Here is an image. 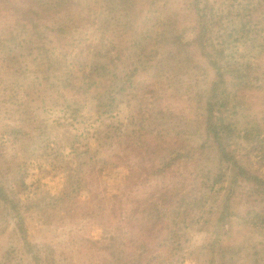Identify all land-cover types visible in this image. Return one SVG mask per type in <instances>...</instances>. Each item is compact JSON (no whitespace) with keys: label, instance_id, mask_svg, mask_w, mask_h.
I'll use <instances>...</instances> for the list:
<instances>
[{"label":"trees","instance_id":"trees-1","mask_svg":"<svg viewBox=\"0 0 264 264\" xmlns=\"http://www.w3.org/2000/svg\"><path fill=\"white\" fill-rule=\"evenodd\" d=\"M172 1L0 0V75L21 65L24 83L86 132L34 143L33 162L51 170L43 178L20 176L13 189L0 178L3 221L15 220L22 248L0 264H179L196 212L206 264H264V0ZM90 95L93 115L80 100ZM124 112L127 124L106 123ZM161 132L167 146L150 161L147 135ZM51 192L78 198L67 213L77 230L79 211L108 216L89 224L95 240L80 229L66 247L31 240L30 200ZM108 218L118 224L104 239Z\"/></svg>","mask_w":264,"mask_h":264},{"label":"rangeland","instance_id":"rangeland-1","mask_svg":"<svg viewBox=\"0 0 264 264\" xmlns=\"http://www.w3.org/2000/svg\"><path fill=\"white\" fill-rule=\"evenodd\" d=\"M183 3V0L172 1L174 7H179ZM221 3L226 8L233 5L237 7L234 0H222ZM234 14L235 12L227 19V21L230 22ZM183 19L184 18H181L179 21L182 28L186 27ZM242 50L247 51L246 45L243 46ZM260 62L262 63L261 66L264 68V56L260 58ZM18 66H20L19 73L16 72L15 75L9 73L8 75H0V178L6 185H10L12 189L15 188L14 185L16 186L17 184L15 181H18L20 176L27 174L31 175V177L37 175V177L40 176L43 178L47 175V172L51 173V170L48 168L39 170V166L41 164L37 165L36 163L38 162H33L36 161L34 155H36L37 159H40L41 157L40 152H37L34 145L35 142L39 141V138L44 139L48 143L66 145L69 139L75 135H80V133L85 132V127L79 124H74L69 115L63 111L62 107H53L51 101H48L47 103L45 102V94L42 91L41 86H38L37 84H25L22 76H20L21 65ZM261 66L260 69H262ZM80 100L83 105H86L85 112L88 115H93L94 111L92 110L96 104L93 96H89L88 102L83 99ZM139 108L140 107L137 109ZM129 117L130 113L124 112L120 119L108 120L106 123L118 125L119 121H122L127 124ZM140 120L141 117L138 115L136 117V124H138ZM175 123L182 127L181 122L178 123V121L175 120ZM184 126L182 128L183 133H185ZM158 127V130L162 131L163 126L159 125ZM13 129H16V131ZM106 131L108 130L104 128L102 130V134L99 136H102L106 133ZM186 132H190V130ZM163 137L164 133L162 132L160 135H147V148L151 147L149 152L150 156L147 155L148 160L150 159L151 161L152 159H158L162 155L163 151L161 149H163V146H167ZM185 144L189 145L191 143L188 142ZM81 149H83V147H81ZM90 156L91 155L83 157L84 161H87L86 165L89 166H91V160L88 159ZM131 159L133 163L139 161L136 154H133ZM49 161L46 163H53ZM64 169L66 170L67 168L65 167ZM62 171L64 170L62 169ZM58 178L60 179V177ZM91 182L93 184L92 189L94 191H96L97 187L99 189L100 182L98 179L91 178ZM66 189L67 188L61 187L55 192L59 195L60 191L66 192ZM55 192H51L52 194L50 195L39 194L41 196H37L34 201L30 200V212L27 216V225L29 231H31V240L39 243L56 242L61 243L66 247L65 244L67 243L68 236L71 235L74 230L79 231V229L84 232L83 236L85 239L95 240V238H93L94 235L91 234L92 231L89 229V224L101 227V222L107 221L108 216H94L93 214V216L88 219L85 212L86 210H78L79 221L81 224H78L79 226L77 230V226L75 227L72 225L71 215L67 213L68 209L77 208L76 205L79 204L78 198L72 196L70 198L63 199L62 196H55ZM94 194L97 195L98 192H94ZM3 213L5 214L6 211L1 212L0 210V256L11 250L15 244V247H17L15 248L17 252V254L15 252V256L17 257L18 255L20 257V251L22 248L20 246L21 241L17 239V234L15 233L16 222L15 220L6 222L3 221ZM200 216V212H196L194 215V221H191L192 229L186 234L187 242L184 252L185 258L183 255L182 257L179 256L177 258V260L181 261L179 264L207 263L208 254L204 250L207 228H205V225L203 224L195 223V220H197ZM109 220L111 221V224L108 225V232H106L104 239H108L106 237H108L110 232L115 231L118 224L117 220ZM86 226L89 230L86 229ZM105 242L107 241L100 240L98 242L100 243L99 247H103V245L106 244ZM119 244L124 245L122 242H119ZM69 245L70 244H68V246ZM75 247L76 245L71 246L72 249H75ZM76 253L77 250L75 254ZM68 254H70L69 251ZM19 257L18 259H20ZM24 259H26V257H24ZM184 259L186 263H182ZM246 264H255L254 258L248 256L246 258Z\"/></svg>","mask_w":264,"mask_h":264}]
</instances>
